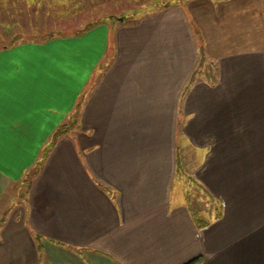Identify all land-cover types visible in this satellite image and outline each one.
<instances>
[{
  "label": "crops",
  "instance_id": "1",
  "mask_svg": "<svg viewBox=\"0 0 264 264\" xmlns=\"http://www.w3.org/2000/svg\"><path fill=\"white\" fill-rule=\"evenodd\" d=\"M201 55L217 78L190 83ZM197 256L264 264V0L0 48V264Z\"/></svg>",
  "mask_w": 264,
  "mask_h": 264
},
{
  "label": "rangeland",
  "instance_id": "2",
  "mask_svg": "<svg viewBox=\"0 0 264 264\" xmlns=\"http://www.w3.org/2000/svg\"><path fill=\"white\" fill-rule=\"evenodd\" d=\"M29 1V0H28ZM27 0H0V29H4V27L6 29L11 30V33H8L6 36L10 35V34H14L15 36H18V40H16V42H20V41H25V39H27L28 41L33 40L35 38L36 35L40 34L39 32L42 30V32L45 30V28H40L38 31L35 29V27H32V25H29L30 22L34 21V15L31 14V16H27L26 14H28V11H31L32 7L31 6V1H29L28 3ZM186 0H93L91 3H88V9H90V12L88 14L85 13L82 14V16L80 15V17H76L74 20L72 21H65L64 23L62 22L61 24H54V26L59 27L60 30H58L61 34H72V30L73 28H77L80 27L81 25H84L88 22H90L91 20H107L106 22L109 24L111 23L112 25H115L116 23L120 22V23H128V24H133V23H137L141 18V16H143L144 14H146V12H150L153 11V9L158 8L159 6H162L164 4H177V3H185ZM86 6V5H85ZM169 7V6H167ZM37 8H41V14H38L36 17V21H39L40 23L45 21L47 19V15L44 12L47 11L48 12V8L45 5H40ZM166 8V7H165ZM34 9V8H33ZM32 9V10H33ZM43 11V12H42ZM23 15L21 16V18L19 20H17V23L14 24H10L8 23L7 25L4 24L3 20L4 19H9V21L11 20V22H15L13 19H18L20 16L19 15ZM29 17V21L26 18ZM111 17V18H110ZM140 17V18H139ZM139 18V19H137ZM25 19H27V22L25 21ZM35 21V22H36ZM47 21V20H46ZM21 22L25 23L24 28L21 27ZM26 24H28L29 26L26 27ZM52 27V25L50 26V28ZM44 29V30H43ZM52 29V28H51ZM56 29V28H54ZM57 30V29H56ZM59 34V33H58ZM9 37H13L12 35ZM23 37V38H21ZM8 38V37H7ZM6 38V39H7ZM37 41H39L38 39H35ZM3 42V43H2ZM5 41H1L0 40V48H3ZM8 42H6L5 44H7ZM204 57V61L202 63L201 66V71H209L210 74L213 75V65L210 66L209 62L207 61V58H205L204 55H202ZM201 56V57H202ZM200 62H201V58H200ZM209 69V70H208ZM215 70V69H214ZM207 73V72H205ZM208 75V74H206ZM200 76V75H198ZM212 77V76H210ZM214 79L216 76H213ZM212 79V78H211ZM71 118L67 119L66 123H68L70 121ZM71 126V125H69ZM73 129L69 130L68 132H72ZM183 138L181 137V140L179 139V166L181 167V165L183 167H185V159H184V151H185V147L182 144L183 143ZM182 175H178L181 176L179 182H182L184 184H186V180H185V173L184 171H181Z\"/></svg>",
  "mask_w": 264,
  "mask_h": 264
},
{
  "label": "trees",
  "instance_id": "3",
  "mask_svg": "<svg viewBox=\"0 0 264 264\" xmlns=\"http://www.w3.org/2000/svg\"><path fill=\"white\" fill-rule=\"evenodd\" d=\"M24 1V0H22ZM28 1V0H27ZM31 1V6L30 8H34L33 10L31 9V11H28L26 14L27 16H31L30 13H32V15H34V18L32 22H30L29 25H32V27H35V29L38 31L40 28H45V30L42 32V30L39 32L40 34L36 35L35 39H38V40H43V39H48V38H52V37H55V36H63L65 34H61L58 30L59 27L57 26H54V24H61L62 22L64 23L66 20L67 21H72L74 20L76 17H80V15L82 16V14L85 15L88 14L90 12V9H88V3H91L93 0H29ZM28 1V3H29ZM40 5H45L48 9V12L44 10V12L46 13L47 15V21H43V22H39V21H36V16L38 14H41V8H37L39 7ZM86 5V6H85ZM170 4H164L162 6H159L158 8H155L153 9V11H150V12H154V11H157V10H160V9H163L167 6H169ZM43 12V11H42ZM148 13V12H146ZM24 15V14H23ZM22 14L19 15L20 17L18 19H13L15 22H11V20L9 21V19H4L3 22L5 25H7L8 23H12L15 25V23H17V20H19L21 18V16H23ZM26 18L28 19L29 21V17ZM144 16V15H143ZM141 16V17H143ZM111 18V17H110ZM140 18V17H139ZM137 18V19H139ZM27 19H25V21L27 22ZM36 21V22H35ZM75 21V20H74ZM104 21H107L106 19L105 20H91L90 22L84 24V25H81L80 27H77V28H73V32L72 34H66V35H77V34H80V33H83L85 32L86 30H88L89 28H91L92 26L96 25V24H99L100 22H104ZM25 23H22L21 22V27L24 28V25ZM28 24H26V27L29 26ZM52 25V29L50 28V26ZM56 28V29H54ZM12 31L9 30V29H6L4 27V29H0V40L2 41H5L8 42L7 44L4 43L3 47H7V46H10V45H13L16 42V40H18V36L14 35V34H10L8 36H6L8 33H11ZM59 33V34H58ZM13 36V37H9V36ZM8 37V38H7ZM7 38V39H6ZM23 38V37H21ZM24 41V40H23ZM25 41H28L27 39H25ZM3 43V42H2ZM201 53H202V50H201ZM202 56V55H201ZM204 61V57L202 56L201 57V62L199 64V68L197 69V71L195 72V74L193 75L190 83H192L194 81V79L196 78V76L198 74H204L205 75V78L207 79H211V80H216L217 78V75H216V71L212 68V72H213V75L209 73V71H201V66H202V63ZM209 70V69H208ZM207 72V73H205ZM208 74V75H206ZM212 76V77H210ZM213 76H216L215 79ZM78 123V114H75L72 116V118L70 119V121L64 125H61L55 132V135H63V134H66L68 133L69 130L73 129L76 127ZM71 125V126H69ZM179 175L182 173H178ZM180 177V176H179ZM29 182V181H28ZM192 195V193H189V197ZM213 202V201H212ZM198 204H200L198 202ZM198 204H195V206H190L191 208V211L193 213V217H194V221H195V224L197 225V227L201 228L203 226H206L208 223L207 221H205L203 219V217H201L200 215V212L199 209L197 208V205ZM201 205V204H200ZM215 205L212 203V207H214ZM196 207V208H194ZM217 210V209H216ZM39 238V237H38ZM203 260V257L202 256H197L191 260H189L188 262L184 263V264H200Z\"/></svg>",
  "mask_w": 264,
  "mask_h": 264
}]
</instances>
